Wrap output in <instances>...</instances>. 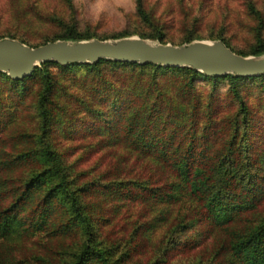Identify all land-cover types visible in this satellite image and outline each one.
Masks as SVG:
<instances>
[{"label": "trees", "instance_id": "obj_1", "mask_svg": "<svg viewBox=\"0 0 264 264\" xmlns=\"http://www.w3.org/2000/svg\"><path fill=\"white\" fill-rule=\"evenodd\" d=\"M132 2L134 14L148 31L97 34L78 28L75 18L56 17L59 31L39 43L29 44L13 32L5 35L30 46L57 38L102 39L133 33L168 41L144 0ZM255 2L240 0L254 22L246 48L232 45L222 26L206 37L218 38L242 55L264 52V17ZM201 37L187 31L182 41ZM50 64L84 68L77 79L79 88L91 83L88 89L96 92L105 108L90 105L85 95L73 94L77 97L73 101L82 107L89 125L111 138L91 148L111 142L119 147L115 157L105 163L97 158L80 167V154L73 156L75 145L63 146L50 138L55 116L65 111ZM103 64L134 72L108 92L110 82L100 74ZM166 74L172 83L161 81ZM0 79L17 92L32 81L37 84L32 93L37 122L32 144L20 143L12 156H0V237L21 231L75 232L78 247L65 264H175L182 256L192 258L194 264L207 258L211 264H264V125L242 88L243 81H253L264 95V73L207 75L188 66L100 58L64 65L40 62L19 79L2 71ZM221 91L233 104L229 113L221 114L216 107ZM2 135L19 142L27 136L24 131ZM2 150L0 145V154ZM28 155L32 161H22ZM127 202L147 206L151 215L133 221L123 242L112 241L104 227ZM158 226L164 232L154 240L150 257L140 259L138 254L147 251L152 230ZM181 227L191 231L179 234Z\"/></svg>", "mask_w": 264, "mask_h": 264}, {"label": "rangeland", "instance_id": "obj_2", "mask_svg": "<svg viewBox=\"0 0 264 264\" xmlns=\"http://www.w3.org/2000/svg\"><path fill=\"white\" fill-rule=\"evenodd\" d=\"M255 1L264 17V0ZM144 6L162 24L164 39L168 40L166 42H174V44L186 42L182 41V38L185 37L187 31L203 36L192 39H212L206 35L215 33L221 26L224 36L235 47L246 48L251 41V26L254 22L245 14L240 0H182V2L179 0H144ZM56 17L64 20L75 18L78 21V28L86 27L97 34L104 35H110L122 29L149 30L148 26L140 22L134 14L132 0H70L69 2L67 0H0V37L7 36L5 35L7 32H13L16 36H22L29 44L39 43L59 31L54 20ZM144 38L158 40L151 37ZM39 65L40 63L37 64ZM48 68L55 80L58 101L64 104L66 111L55 116L52 124L54 129L51 131L50 138L63 146L75 145V149H72L73 156L80 154L78 158L80 167L97 158L105 163L115 157L114 152L117 153L119 147L113 146L111 142L103 148H91L96 142L111 140V138L107 132L89 125V118L82 111V107L73 101L77 98L73 97V94H79L82 97L85 95L84 98L90 105L100 109L105 108V103L99 100L96 92L88 89L93 86L91 83H86L84 89L79 88L81 80L77 82V79L83 73L84 68L61 69L53 64L48 65ZM100 70V74L110 82L106 86L108 92L112 91L120 79H126L124 77L134 72L128 67H116L109 64H103ZM161 81L172 83L167 74L162 76ZM219 86L222 88V83ZM36 87V82L32 81L24 87L22 92H17L0 79V100L2 102L0 111L5 110L3 116L0 114L3 120L0 122V131L8 135L17 131H24L27 134V136H22L19 142L17 137L12 139L0 133V145L3 149L0 156H12L15 153L12 150L18 148L20 143L27 147L32 144V132L37 125L33 107L34 95L32 94ZM242 88L253 113H257L263 119L264 125V95L262 91H259V84L253 81H243ZM223 94L221 91L215 103L221 114L229 113L233 106ZM68 105L70 110H68ZM107 148L110 149L109 152L103 153ZM32 158V155H28L22 161H32ZM117 211L112 214L110 223L104 227L105 236L112 241L123 242L129 236L133 221H142L151 215V209L147 206L136 203L128 204V202L120 206ZM164 229L158 226L152 230L147 251L138 254L140 259L150 257L154 240L159 238ZM180 229L183 230H179V234L180 232L188 234L191 231L182 227ZM78 238L75 232L49 235L43 231L34 233L21 231L7 238L0 237V264H65L71 259L72 252L77 249ZM189 259L192 258L182 256L175 264H194V260ZM200 264H211V260L203 259Z\"/></svg>", "mask_w": 264, "mask_h": 264}, {"label": "water", "instance_id": "obj_3", "mask_svg": "<svg viewBox=\"0 0 264 264\" xmlns=\"http://www.w3.org/2000/svg\"><path fill=\"white\" fill-rule=\"evenodd\" d=\"M100 58L151 62L162 66H188L207 75L264 73V52L242 55L220 39H192L174 44L138 35L76 40L53 39L30 46L12 37H0V71L12 79L28 75L40 62L61 65L94 62Z\"/></svg>", "mask_w": 264, "mask_h": 264}]
</instances>
